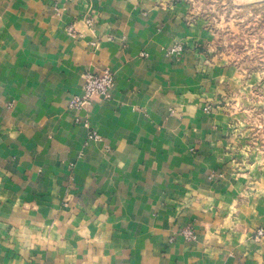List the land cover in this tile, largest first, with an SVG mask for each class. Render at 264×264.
<instances>
[{
    "label": "crops",
    "instance_id": "1",
    "mask_svg": "<svg viewBox=\"0 0 264 264\" xmlns=\"http://www.w3.org/2000/svg\"><path fill=\"white\" fill-rule=\"evenodd\" d=\"M208 27L187 0H0V264H264V81Z\"/></svg>",
    "mask_w": 264,
    "mask_h": 264
},
{
    "label": "rangeland",
    "instance_id": "2",
    "mask_svg": "<svg viewBox=\"0 0 264 264\" xmlns=\"http://www.w3.org/2000/svg\"><path fill=\"white\" fill-rule=\"evenodd\" d=\"M187 1L196 15L207 19L215 53L223 54L246 75L257 73L264 81V0Z\"/></svg>",
    "mask_w": 264,
    "mask_h": 264
},
{
    "label": "built area",
    "instance_id": "3",
    "mask_svg": "<svg viewBox=\"0 0 264 264\" xmlns=\"http://www.w3.org/2000/svg\"><path fill=\"white\" fill-rule=\"evenodd\" d=\"M65 2L71 0H63ZM85 24L90 27L94 24V19L91 16H87L84 20ZM182 47L179 45L173 49V51H180ZM115 84L114 74L110 70H104L101 74H95L92 72H86L84 75L83 89L80 96H76L72 104L74 107H84L88 105L93 98L100 97L103 99L110 98V90ZM90 140H98L100 137L96 132H91L88 135ZM186 241H194L196 239V232L192 227H182L179 232ZM255 240H260L264 237V227L258 228L254 232ZM172 240H170L171 242Z\"/></svg>",
    "mask_w": 264,
    "mask_h": 264
}]
</instances>
